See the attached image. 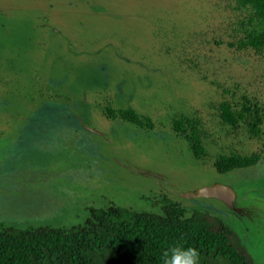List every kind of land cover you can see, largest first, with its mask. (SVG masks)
<instances>
[{
	"label": "rangeland",
	"instance_id": "1",
	"mask_svg": "<svg viewBox=\"0 0 264 264\" xmlns=\"http://www.w3.org/2000/svg\"><path fill=\"white\" fill-rule=\"evenodd\" d=\"M234 0H0V221L72 225L89 206L218 216L264 264V125L252 136L218 116L241 95L264 106V47L236 48L246 10ZM132 107L152 128L110 118ZM198 117L205 156L172 128ZM262 150L219 172L220 153ZM215 182L234 207L182 192Z\"/></svg>",
	"mask_w": 264,
	"mask_h": 264
},
{
	"label": "trees",
	"instance_id": "2",
	"mask_svg": "<svg viewBox=\"0 0 264 264\" xmlns=\"http://www.w3.org/2000/svg\"><path fill=\"white\" fill-rule=\"evenodd\" d=\"M235 9L246 10L240 18L243 35L228 41L236 48L264 47V0H234ZM110 118H120L142 128H152L149 116L132 107L105 108ZM223 123L243 125L252 136H260L264 125V106L241 95L218 106ZM173 130L183 136L197 158L206 154L201 144L203 128L198 117L178 114L171 121ZM262 150L249 153H220L213 165L219 172L254 165ZM161 212L135 210L110 204L106 208L89 206L80 222L66 225L28 223L23 227L0 221V264H162L163 250L174 243L194 246L200 251V264H255L246 250L232 239L230 230L218 216L186 209L177 201L161 198Z\"/></svg>",
	"mask_w": 264,
	"mask_h": 264
},
{
	"label": "clouds",
	"instance_id": "3",
	"mask_svg": "<svg viewBox=\"0 0 264 264\" xmlns=\"http://www.w3.org/2000/svg\"><path fill=\"white\" fill-rule=\"evenodd\" d=\"M162 264H200V251L194 246L174 243L161 254Z\"/></svg>",
	"mask_w": 264,
	"mask_h": 264
},
{
	"label": "water",
	"instance_id": "4",
	"mask_svg": "<svg viewBox=\"0 0 264 264\" xmlns=\"http://www.w3.org/2000/svg\"><path fill=\"white\" fill-rule=\"evenodd\" d=\"M184 197H214L222 201L228 207H234L235 191L226 183L215 182L203 185L196 190L182 192Z\"/></svg>",
	"mask_w": 264,
	"mask_h": 264
},
{
	"label": "crops",
	"instance_id": "5",
	"mask_svg": "<svg viewBox=\"0 0 264 264\" xmlns=\"http://www.w3.org/2000/svg\"><path fill=\"white\" fill-rule=\"evenodd\" d=\"M210 198H214V197H210ZM215 199H217V198H215ZM217 200H219V199H217Z\"/></svg>",
	"mask_w": 264,
	"mask_h": 264
}]
</instances>
